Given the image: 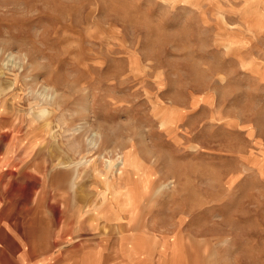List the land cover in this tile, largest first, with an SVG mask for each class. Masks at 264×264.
<instances>
[{"label": "rangeland", "instance_id": "1", "mask_svg": "<svg viewBox=\"0 0 264 264\" xmlns=\"http://www.w3.org/2000/svg\"><path fill=\"white\" fill-rule=\"evenodd\" d=\"M0 108L29 264H264V0H0Z\"/></svg>", "mask_w": 264, "mask_h": 264}, {"label": "crops", "instance_id": "2", "mask_svg": "<svg viewBox=\"0 0 264 264\" xmlns=\"http://www.w3.org/2000/svg\"><path fill=\"white\" fill-rule=\"evenodd\" d=\"M131 188V187H130ZM133 189V188H132ZM135 195V193H133ZM104 211V213L110 217V218H119V214L121 213L120 210L117 209L113 210V212ZM24 218L23 215L21 214ZM19 216V217H20ZM129 216H132V213L129 214ZM23 226L19 231L14 230L16 234H18V239L14 241L15 246H13L16 249V243H19V249L16 250L14 253L11 251L10 242L7 240V246H3V238L4 236L0 237V264H29L27 254H28V237H27V230ZM9 234H13L12 229L8 231ZM13 243V242H12ZM87 255V254H86ZM84 258V257H83ZM45 264V263H44Z\"/></svg>", "mask_w": 264, "mask_h": 264}, {"label": "bare ground", "instance_id": "3", "mask_svg": "<svg viewBox=\"0 0 264 264\" xmlns=\"http://www.w3.org/2000/svg\"><path fill=\"white\" fill-rule=\"evenodd\" d=\"M4 105V104H3ZM4 108V107H3ZM1 109V108H0ZM31 114V113H30ZM1 115V114H0ZM12 144V143H11ZM8 153V152H7ZM4 154V153H3ZM123 161V160H122ZM109 162V161H108ZM119 164V163H118ZM129 190L130 191H128L127 193H125V195H126V197H125V201L127 200V201H130L131 200V198L133 197V192L131 191V190H133L132 188H129ZM119 192L121 191V190H118ZM109 193V192H108ZM121 193H122V191H121ZM121 238V237H120Z\"/></svg>", "mask_w": 264, "mask_h": 264}]
</instances>
